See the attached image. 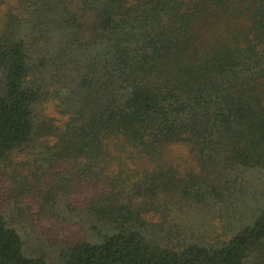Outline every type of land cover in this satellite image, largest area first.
I'll return each instance as SVG.
<instances>
[{
	"label": "trees",
	"instance_id": "1",
	"mask_svg": "<svg viewBox=\"0 0 264 264\" xmlns=\"http://www.w3.org/2000/svg\"><path fill=\"white\" fill-rule=\"evenodd\" d=\"M0 174V264H264V0H0Z\"/></svg>",
	"mask_w": 264,
	"mask_h": 264
},
{
	"label": "rangeland",
	"instance_id": "2",
	"mask_svg": "<svg viewBox=\"0 0 264 264\" xmlns=\"http://www.w3.org/2000/svg\"><path fill=\"white\" fill-rule=\"evenodd\" d=\"M56 167L59 168L60 170L62 168L63 169L69 168L71 172L78 171L77 168L75 167L70 168L68 165H63L62 168L59 166ZM52 176H53V172L49 174V176L47 177V180H49L50 184L44 183L43 185L44 188H48L51 184L55 183L57 179H59V177L56 175L55 176L56 178L51 181ZM74 181L80 182L79 189L75 192V194H73V198L74 200H76L77 203L86 202L87 200H89V198H91L97 192H99L103 187L101 183H96L91 179H89L88 177H84L82 175H78V177L74 178ZM11 184L12 182L7 176L0 174V206H2L3 203H5L6 206L11 205L9 207L10 210L13 209L14 207H12L13 205L10 203L9 200H7L6 202V199L10 195ZM40 201L41 200L38 199L37 201L35 200L33 202V205L31 207V210H33V212L36 213L38 208V203ZM25 202H29V201L25 200ZM83 205L84 204H82V206ZM18 218L20 219L19 216ZM20 225L22 226V224ZM33 228L31 226L26 227L24 225V229H22L25 235L29 233L27 235L28 244L30 249L33 251L36 248L35 245L37 244V241L39 240L41 241L42 244L43 243L46 244V246H53L59 244L61 241L73 242L79 239H84L87 236L84 226H82L80 223L77 222L70 223L69 221L64 220L57 216L44 217L38 220L36 226L34 225Z\"/></svg>",
	"mask_w": 264,
	"mask_h": 264
}]
</instances>
